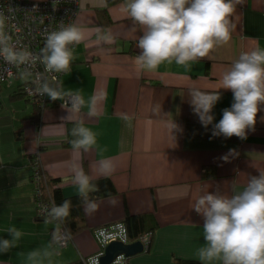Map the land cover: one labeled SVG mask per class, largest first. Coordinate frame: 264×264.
I'll use <instances>...</instances> for the list:
<instances>
[{
    "label": "crops",
    "instance_id": "1",
    "mask_svg": "<svg viewBox=\"0 0 264 264\" xmlns=\"http://www.w3.org/2000/svg\"><path fill=\"white\" fill-rule=\"evenodd\" d=\"M127 2L79 0L73 26L83 39L69 50V69L59 83L48 86L60 98L46 92L51 106L40 108L38 118L35 106L40 105L13 94L24 77L1 84L0 264H70L93 256L100 251L95 229L127 215L143 216L146 227H156L149 233L150 250L127 257V264L224 262L223 254L200 259L209 244L203 215L193 205L208 194L230 199L264 172V104L246 139L212 135L213 124L234 102L233 92L222 87L223 75L242 53L264 51V0H243L231 17V39L207 57L187 65L173 58L154 70L136 61L145 29L130 18ZM193 90L221 94L207 128L192 110ZM70 95L78 98L77 107L65 103ZM79 127L95 135V144L74 147L81 136L73 130ZM67 140L72 144L65 146ZM36 153L45 175L59 181L64 198L89 196L91 181L100 179H106L102 188L114 192L81 202L84 226L61 246L52 240L53 223L36 215L30 180ZM206 166L213 174L203 178ZM81 170L89 178L84 195L78 192ZM89 202L98 204L92 215L85 211ZM12 228L21 233L18 239ZM4 240L13 245L7 251Z\"/></svg>",
    "mask_w": 264,
    "mask_h": 264
},
{
    "label": "clouds",
    "instance_id": "2",
    "mask_svg": "<svg viewBox=\"0 0 264 264\" xmlns=\"http://www.w3.org/2000/svg\"><path fill=\"white\" fill-rule=\"evenodd\" d=\"M238 5L242 6L243 0H129L126 9L130 18L145 29L138 40L142 53L136 57L137 63L154 70L173 58L176 64L187 65L189 61L207 57L214 47L227 44L231 39V17ZM82 39L75 26L49 34L43 49L46 69L67 71L72 56L66 46L80 43ZM6 58L11 60L15 56L9 53ZM261 64H264V51L244 52L223 75L222 87L233 92L234 102L223 110L218 123L213 124L211 113L221 94L218 91L191 92L192 110L205 128L213 124V136L246 139V130L254 131L259 105L264 104V68ZM43 90L53 100L60 98L59 93L47 85ZM77 133L81 138L72 142L74 147L95 144V135L89 129L79 127L73 130L74 135ZM77 180L78 192L84 195L89 188V178L81 170ZM91 190L97 189L93 186ZM193 207L203 215V235L209 244L206 249H201V260L220 258L223 254L225 264H264V172L259 178L253 177L242 193L230 199L208 194L199 198ZM68 209L69 202L66 201L53 208L52 214L55 218H63L69 214ZM97 209L98 204L89 202L85 211L92 215ZM9 231L17 239L21 235L14 228ZM11 246L4 240L2 250L7 251Z\"/></svg>",
    "mask_w": 264,
    "mask_h": 264
},
{
    "label": "built area",
    "instance_id": "3",
    "mask_svg": "<svg viewBox=\"0 0 264 264\" xmlns=\"http://www.w3.org/2000/svg\"><path fill=\"white\" fill-rule=\"evenodd\" d=\"M79 12V0H0V87L4 82H9L18 77H24L22 91L26 98L42 106L46 101V92L43 90L52 84L59 83L65 71H48L43 63L46 39L52 32L73 27ZM75 42L67 45L71 50ZM136 47L141 55L142 50ZM9 53L15 59H7ZM50 54V53H49ZM65 103L74 107L79 105V100L74 95L66 98ZM32 185L36 203V215L48 221L50 216L49 202L43 200L41 181L43 170L39 164L38 153L31 159ZM53 242L61 246L69 239L65 228L53 223ZM94 235L100 245V251L93 256L84 258L86 264H100V257L104 254L105 247L114 241L130 243L127 228L124 223H113L95 229ZM147 237V243H145ZM142 244L147 249L150 243V234L142 236ZM109 264H127V257L118 255Z\"/></svg>",
    "mask_w": 264,
    "mask_h": 264
},
{
    "label": "trees",
    "instance_id": "4",
    "mask_svg": "<svg viewBox=\"0 0 264 264\" xmlns=\"http://www.w3.org/2000/svg\"><path fill=\"white\" fill-rule=\"evenodd\" d=\"M108 4H113L117 2L118 0H107ZM100 14L104 15V12H100ZM106 21L109 22V18L106 16ZM19 78V77H18ZM24 85V81L18 86L17 90L15 91L14 96L17 97H26L24 92L22 91ZM50 102L46 99L45 103L41 106H35V113L36 116L35 118H38L40 115V108H47L50 107ZM72 144L70 141L65 142V146ZM213 174V169L210 166H206L202 170V177L207 178L210 177ZM42 181H41V189H42V198L45 201L49 202V209L50 211V216L48 217V221L51 223H56L59 226H62L65 228L67 231L69 237L77 232L78 230L82 229L84 226V220L82 217V210H81V202L86 201V200H92L93 198L97 197H104V196H109L114 194L112 188H106L101 185L102 182L106 181V179H100L97 181H91V185L94 186L97 190H94L92 193L89 194V196L82 198H72V199H67L64 198L61 192V188L59 186V181L56 179H52L50 177H47L45 173L43 172L42 174ZM30 180H32V177L30 176ZM100 184H99V183ZM100 187V188H99ZM69 202V209H68V215L63 218H55L52 214V210L55 207L62 206L65 202ZM145 219L143 216L137 217L133 215H127L123 219V223L125 224L127 228V234L128 238L130 241H135L137 240L140 236H143L146 233H153L155 230V226L152 227H146ZM55 229V226L53 225L51 227V233ZM150 234V243L146 249V251L150 250V244H151V239L152 235ZM86 258V257H84ZM84 258H79L76 262L70 263V264H86L84 262ZM178 264H200L198 261H192V260H179L177 259L176 261ZM225 264V262H223Z\"/></svg>",
    "mask_w": 264,
    "mask_h": 264
},
{
    "label": "water",
    "instance_id": "5",
    "mask_svg": "<svg viewBox=\"0 0 264 264\" xmlns=\"http://www.w3.org/2000/svg\"><path fill=\"white\" fill-rule=\"evenodd\" d=\"M146 248L142 244L141 240L132 241L130 243H122L119 241H114L109 243L105 247L104 254L100 257V264L111 263L118 255H125L130 257L145 251Z\"/></svg>",
    "mask_w": 264,
    "mask_h": 264
},
{
    "label": "rangeland",
    "instance_id": "6",
    "mask_svg": "<svg viewBox=\"0 0 264 264\" xmlns=\"http://www.w3.org/2000/svg\"><path fill=\"white\" fill-rule=\"evenodd\" d=\"M65 72H66V71H65ZM65 72H64V73H65ZM64 73H63V74H64Z\"/></svg>",
    "mask_w": 264,
    "mask_h": 264
}]
</instances>
